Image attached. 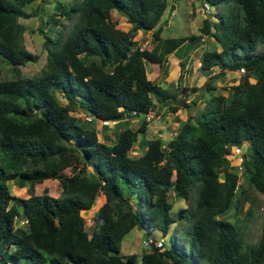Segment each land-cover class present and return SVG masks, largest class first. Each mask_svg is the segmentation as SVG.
<instances>
[{
  "label": "trees",
  "instance_id": "1",
  "mask_svg": "<svg viewBox=\"0 0 264 264\" xmlns=\"http://www.w3.org/2000/svg\"><path fill=\"white\" fill-rule=\"evenodd\" d=\"M37 1L0 0V56L18 73L0 81L1 264H138L137 255H120L123 238L135 228L167 236L175 223L171 192L190 200L177 219L183 245L172 239L164 250L153 246L142 254V264H264V232L258 244L246 246L241 227L226 219L233 206L235 214L242 206L240 176L227 158L230 147L249 143L245 178L264 195V0H208L227 13L200 28L219 45L204 52L200 70L209 76L217 67L221 73L191 92L215 90L213 78L230 68L246 74L230 97H212L204 110L187 116L167 144L160 135L146 139L148 116L162 103L172 114L193 107L171 105L176 98L148 78L145 62L163 69L169 56L197 39L162 37L168 0L56 4L57 15L44 26L49 30L40 29L49 51L46 68L37 77H23L20 68L39 58L23 46L18 20L36 16L27 8ZM73 17L72 28L52 39L54 27ZM120 22L130 30L118 28ZM140 32H152V49L137 46ZM180 67L183 72L182 60ZM182 77L176 85L181 96L188 90ZM76 109L93 120L81 122L71 115ZM136 114L145 117L137 130L126 128L112 144L106 143L111 131H105L100 141L97 120ZM139 135L145 152L132 158ZM69 168L73 173L64 174ZM48 180L59 182L60 197H50L48 189L35 195V187ZM9 181L20 189L29 185V198L12 196ZM101 194L106 202L89 235L82 213Z\"/></svg>",
  "mask_w": 264,
  "mask_h": 264
},
{
  "label": "rangeland",
  "instance_id": "2",
  "mask_svg": "<svg viewBox=\"0 0 264 264\" xmlns=\"http://www.w3.org/2000/svg\"><path fill=\"white\" fill-rule=\"evenodd\" d=\"M72 0H40L32 5L28 6V11H36L37 15L30 19H19L18 22L21 26L22 36L21 41L23 46L26 48L27 51L32 53L33 55L39 58L37 63H29L28 65L20 68V74L23 77H37L40 73L46 68L47 65V58L49 51L45 47V38L43 34H41L40 29L44 28L46 21L52 15H57L55 6L58 3H62L69 7L71 5ZM209 4L211 11L209 15H203L201 13L203 8V2ZM168 10L165 14V17L161 23L163 27L162 37L165 39H174V38H182L188 36H196L197 39L194 42L196 44H188L185 45L181 51L180 55L186 54L193 55L192 61L190 64V69L188 68L186 74H183V81L181 86L187 88L188 90L184 91L182 96L179 97L180 91L177 88V84L172 87H169V95L171 98H176L175 100L171 101V105H191L193 107V111L186 109L185 107H181V110L176 114H172L166 109L164 103L159 106H162L159 109L154 111V113L160 114L159 118L155 116L154 113L150 114L149 117L151 121H149L148 132L146 135V139L153 140L157 136L161 137L163 142L167 144L171 138H173L180 126L185 122L186 117L192 114L193 116L196 115L198 111L204 110L211 100L212 97L223 95L226 98L230 97L232 87L238 85L241 81L246 72L242 73L240 71H230V69L226 70L222 76L219 78H213L211 85L215 87L213 91H206L200 90L199 94H194L191 92V89L194 87H203L206 82H208L210 77H215L219 75V68L215 67L211 74L205 75L201 70L197 71L192 68L193 65L196 64L198 66V60L201 62L202 56L204 52H211L219 48L218 43L210 39L209 37H205L203 34L200 33V28L203 26L204 20L211 21L212 24L219 23L218 19L216 18L217 15L222 13H227V9L224 7H217L214 6L211 1L208 0H168ZM113 20L117 21V17L115 12L112 13ZM62 21V20H61ZM75 21V17L71 20H63V24L54 27V31L50 33L52 39H56L57 34L62 32L66 34L71 28ZM118 28L121 30L128 32L130 30V25L127 23L120 22ZM47 31L46 28H44ZM49 30V29H48ZM212 32H215V27L212 25ZM136 41L137 46L143 49H152L155 42L152 32H140L134 39ZM261 51V48L258 52ZM197 55V56H196ZM185 58V57H184ZM171 65V64H170ZM148 78L155 82V84H161L165 81L172 80L171 78H167L165 76L159 77L155 74V68L152 67V64L145 62ZM171 71L176 72L175 67H173V63L171 65ZM217 69V71L215 70ZM218 72V73H216ZM176 81L179 80L178 72ZM198 73L200 76H198ZM17 72L12 70V66L6 62L2 61L0 56V81L5 80H12L17 77ZM169 75V74H168ZM180 76V75H179ZM201 76L206 78L203 82H201ZM250 82L254 84L256 82L255 79H251ZM177 83V82H176ZM198 93V92H197ZM59 96H61L59 94ZM63 105L67 106L66 100H61ZM183 101V102H180ZM188 101V102H187ZM181 103V104H180ZM193 103H196L195 105ZM72 116H76L80 119L81 122L86 121V115L83 111L76 109L71 112ZM177 117V118H175ZM170 118H175L176 121H170ZM145 119L144 116H140L137 118L127 119V121L116 122V124H112L108 128H103L99 122L95 123V127L98 132V136L100 141L104 142L102 134L105 131L110 132V140L106 142L107 144H112L116 141L119 133L126 128H130L132 130H137L140 126L142 121ZM169 120V121H168ZM174 129V130H172ZM143 141V137L141 135L138 136V142L135 144L133 150L129 153L130 157L138 158L141 157L145 149L142 148L141 142ZM235 146L230 147V153L228 155L229 165L231 168L237 169V158L232 154L234 151ZM243 154L249 155L252 151L249 147V143L244 144L242 147ZM163 150L167 151V146H164ZM82 168V165L79 166ZM229 168V167H228ZM230 169V168H229ZM73 171L71 168L64 171V174L70 175ZM247 175V174H246ZM245 176L240 177L239 179V187L237 189V198L242 204L238 214L234 213V206L230 210V212L226 215V219L233 220L238 226L241 227L242 231V238L244 244L246 246L256 245L260 241L263 232H264V195L257 191L245 178ZM223 178V175H221ZM7 185L10 187L11 195L17 197L19 199H27L29 198V190L30 186L20 189L17 183H13L12 181L7 182ZM48 189V195L52 198H58L62 195V188L58 181L56 180H49L44 182L43 184L37 185L35 187V195L42 196L43 191ZM106 198L104 195H100L97 199L95 205L93 206L92 210L89 212H83L82 215L86 221V230L88 231L89 235L92 234L94 229V216L96 212L105 204ZM170 203L172 204V209L170 211L171 217L175 219V223H173L170 232L167 236H164L158 230H152L150 232L146 230H140L138 228L133 229L129 234H127L122 241V247L120 255L126 259V257L130 255H137L138 256V264H142V254L149 253L151 249L146 248L143 246V242L148 238H153L155 240L163 239L165 243V247H171L173 245V241L176 240L179 246H182L183 243L181 239L177 235V227L180 223L177 219L179 216V211L186 207H189L190 200H184L181 198H177L174 196V193H170ZM134 209H136V205L134 201L131 202ZM251 211V212H250ZM250 212V213H249ZM247 213L250 216H246ZM141 250V253L139 252ZM1 264V262H0Z\"/></svg>",
  "mask_w": 264,
  "mask_h": 264
},
{
  "label": "crops",
  "instance_id": "3",
  "mask_svg": "<svg viewBox=\"0 0 264 264\" xmlns=\"http://www.w3.org/2000/svg\"><path fill=\"white\" fill-rule=\"evenodd\" d=\"M115 15H116V17H117V13L115 12ZM125 21V20H124ZM123 21V22H124ZM196 44H194V46H195ZM197 56V55H196ZM185 57V58H184ZM192 58H193V55H186V54H184V55H180V51H178V52H176V53H174L173 55H171V56H169L168 57V59H167V61H166V63H165V67L162 69L160 66H158V65H154V64H152V67H154L155 68V74H157V76H159V77H162V76H165L166 77V75H167V78H171L172 80H170V81H165V82H163V83H161V84H158L159 86H161L163 89H169V87H172L173 88V86L175 85V84H177L178 83V81H176L175 79H176V75H177V73L176 72H178V77L180 78V76L179 75H181V67H180V62H181V60L185 63V65H186V67H185V70L183 71L184 72V74H186V71H187V69L189 68L190 69V66L192 65V64H190L191 63V61H192ZM172 63H173V67H175V70H176V72H173V71H171V65H172ZM171 64V65H170ZM198 66H196V64L195 65H193L192 66V68L193 69H195V70H197V71H200V68H201V62L198 60ZM216 71H217V69H215ZM216 73H218V72H216ZM221 73V71H219V74ZM169 74V75H168ZM198 76H200L199 75V73H198ZM201 82H203L204 81V79H206V78H204V77H202L201 76ZM182 81H183V79L180 81L181 82V84H182ZM177 82V83H176ZM184 82V81H183ZM198 88H200V87H198ZM194 94H199V91H198V93L196 92V93H194ZM180 94H179V97L178 98H180ZM168 97H169V93H168ZM188 102V101H187ZM164 106H166V109H168V107H167V105H164ZM162 106H159V105H157V111L159 112V109L161 108ZM159 108V109H158ZM163 108V107H162ZM152 113H154V112H151V114ZM155 114V116L157 117V118H159L160 116V114H157V113H154ZM175 118H177V117H175ZM175 118H170L169 120L170 121H176V120H174ZM187 118V117H186ZM168 120V121H169ZM186 121V120H185ZM172 130H174V129H172ZM177 131L179 130V129H176ZM177 131H174L175 133H177ZM106 133V132H105ZM103 134H104V132H103ZM102 134V137H104V135ZM172 139V138H171ZM49 181V180H48ZM46 182V181H45Z\"/></svg>",
  "mask_w": 264,
  "mask_h": 264
},
{
  "label": "built area",
  "instance_id": "4",
  "mask_svg": "<svg viewBox=\"0 0 264 264\" xmlns=\"http://www.w3.org/2000/svg\"><path fill=\"white\" fill-rule=\"evenodd\" d=\"M201 13L203 15H209L210 14V7L207 4L203 5L202 11ZM240 72L244 73L245 70L244 69H240ZM152 117H148V121H151ZM86 121L91 122L93 120L92 117H87L86 116ZM97 122H99L102 127L104 126H109L110 123L113 124H117L116 122H112V121H104V120H97ZM232 154L237 158V172H239L240 175H243V173L245 172V162H246V158L244 157L243 154V150L240 146H235L234 151H232ZM143 246H145L148 249H152V247H156L158 249L164 250L165 248V243L163 239L160 240H155L153 238L148 237L144 242H143Z\"/></svg>",
  "mask_w": 264,
  "mask_h": 264
},
{
  "label": "water",
  "instance_id": "5",
  "mask_svg": "<svg viewBox=\"0 0 264 264\" xmlns=\"http://www.w3.org/2000/svg\"><path fill=\"white\" fill-rule=\"evenodd\" d=\"M230 71H232V69L230 68ZM138 115H134V116H130V117H126V116H121V117H118V118H115V119H112L111 121L112 122H121V121H125L127 119H132V118H137ZM141 253V250L139 251Z\"/></svg>",
  "mask_w": 264,
  "mask_h": 264
},
{
  "label": "clouds",
  "instance_id": "6",
  "mask_svg": "<svg viewBox=\"0 0 264 264\" xmlns=\"http://www.w3.org/2000/svg\"><path fill=\"white\" fill-rule=\"evenodd\" d=\"M204 4H207V3H205V1L203 2V5ZM208 6H209V4H207ZM210 7V6H209ZM210 11H211V8H210ZM207 16V15H206ZM149 117V116H148ZM148 119V118H147ZM109 121H111V120H109ZM244 144H246V143H244ZM244 144L243 145H240V147L242 148L243 146H244ZM243 150V149H242ZM244 157L246 158V155L244 154ZM246 161H247V158H246ZM246 163V162H245ZM235 168H237V167H235ZM246 169V168H245ZM236 171H238L237 169H236ZM238 174H239V172H238ZM246 175V170H245V172L243 173V175H240L239 174V176L240 177H242V176H245ZM222 181H223V179H222Z\"/></svg>",
  "mask_w": 264,
  "mask_h": 264
}]
</instances>
